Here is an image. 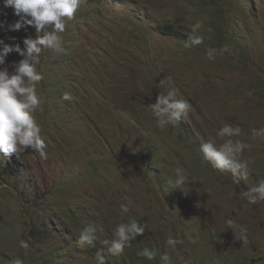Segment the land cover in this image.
<instances>
[{"label":"rangeland","instance_id":"1","mask_svg":"<svg viewBox=\"0 0 264 264\" xmlns=\"http://www.w3.org/2000/svg\"><path fill=\"white\" fill-rule=\"evenodd\" d=\"M16 19L0 0V39L23 49L37 33L8 30ZM197 20L204 43L185 48ZM60 35L65 51H43L37 66L46 156L0 153V264H98L102 241L133 218L145 232L107 264H163L165 253L173 264H264V202L241 196L264 179V136L252 132L264 128V0H83ZM22 58L13 51L0 68L12 72ZM173 90L192 107L161 129L150 106ZM225 124L241 128L224 139L244 143L249 161L239 184L199 151L224 142ZM177 168L190 179L181 191ZM226 219L247 227V245L234 242ZM87 225L94 247L77 244ZM144 247L154 260L137 254Z\"/></svg>","mask_w":264,"mask_h":264},{"label":"clouds","instance_id":"2","mask_svg":"<svg viewBox=\"0 0 264 264\" xmlns=\"http://www.w3.org/2000/svg\"><path fill=\"white\" fill-rule=\"evenodd\" d=\"M83 0H2L4 8H11L13 15L18 17L8 25V30L19 31L32 27L37 35L35 38L25 37L22 41L23 49L19 43L8 45L0 39V65L5 64L6 57L11 52H16L23 57L16 65L14 71L9 72L7 67L0 68V153L4 157L11 154L25 152L31 148L46 156V144L41 136V127L37 123L35 113L42 110L43 100L37 92V84L43 79V75L38 71L40 54L45 51L63 53V39L60 35L66 29V22L73 18L75 12L80 7ZM4 27V22L0 21V28ZM203 27L200 20L192 25V34L184 42L185 48H192L204 43L203 35H199L198 30ZM229 51L227 46L219 50L213 47L206 49V58L214 60L217 55ZM64 100L73 99L71 92L63 93ZM151 111L157 118L156 123L159 128L166 125L178 124L181 117L187 115L191 110V103L187 99H177L175 91L167 94L159 93L154 103L151 104ZM256 136H264V128L252 129ZM241 133L239 126L233 127L225 124L217 131V137L224 140L219 146L212 141L204 142L200 145L199 151L205 161L209 162L213 168L220 171L230 172L234 178V183L239 184L240 180L247 179L249 175V161L241 160L240 154L245 149V144L225 137L238 136ZM189 177L184 175L181 168L175 169L174 190H180L188 184ZM241 196L251 205L264 202V179L256 185L247 188ZM121 213H128L129 208L125 204L120 205ZM228 229L233 233L235 230L234 242L247 245L249 243L248 229L244 225H237L232 219L225 221ZM145 232L144 227L136 220L120 222L115 226L113 238L103 240L107 246L98 250L96 260L98 264H107V256L117 257L121 255L130 242ZM97 230L92 225H87L80 229L77 244L80 247L95 246L97 241ZM169 246H174L176 241L171 237L167 240ZM20 247L27 250L29 244L21 240ZM139 256L149 261L155 259V252L148 247L140 249ZM163 264H173L168 254L161 256ZM10 264H24V261L17 257Z\"/></svg>","mask_w":264,"mask_h":264},{"label":"trees","instance_id":"3","mask_svg":"<svg viewBox=\"0 0 264 264\" xmlns=\"http://www.w3.org/2000/svg\"><path fill=\"white\" fill-rule=\"evenodd\" d=\"M10 170V169H9Z\"/></svg>","mask_w":264,"mask_h":264}]
</instances>
